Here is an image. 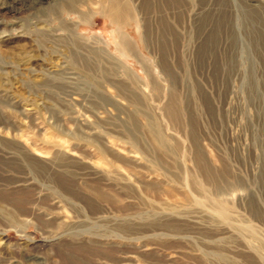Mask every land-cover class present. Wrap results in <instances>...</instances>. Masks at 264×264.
<instances>
[{
    "label": "rangeland",
    "instance_id": "374dc122",
    "mask_svg": "<svg viewBox=\"0 0 264 264\" xmlns=\"http://www.w3.org/2000/svg\"><path fill=\"white\" fill-rule=\"evenodd\" d=\"M9 1L0 264H264V0Z\"/></svg>",
    "mask_w": 264,
    "mask_h": 264
},
{
    "label": "bare ground",
    "instance_id": "6f19581e",
    "mask_svg": "<svg viewBox=\"0 0 264 264\" xmlns=\"http://www.w3.org/2000/svg\"><path fill=\"white\" fill-rule=\"evenodd\" d=\"M8 1V0H7ZM40 0H10L8 3H3V14L10 12H18L21 9L29 8L37 4ZM108 5L107 8L100 11L113 25V34L118 43L126 47L130 46V36L126 31V20L124 16L127 11V4L124 0H104ZM69 5V4H68ZM125 14V15H124ZM2 20H0V24ZM5 25L8 23L5 22Z\"/></svg>",
    "mask_w": 264,
    "mask_h": 264
}]
</instances>
